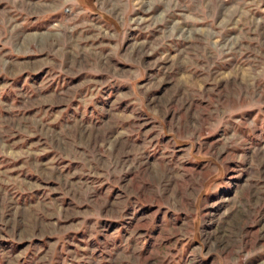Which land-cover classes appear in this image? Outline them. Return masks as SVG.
I'll list each match as a JSON object with an SVG mask.
<instances>
[{
  "label": "rangeland",
  "instance_id": "374dc122",
  "mask_svg": "<svg viewBox=\"0 0 264 264\" xmlns=\"http://www.w3.org/2000/svg\"><path fill=\"white\" fill-rule=\"evenodd\" d=\"M0 0V264H264V0Z\"/></svg>",
  "mask_w": 264,
  "mask_h": 264
},
{
  "label": "crops",
  "instance_id": "0c3cea01",
  "mask_svg": "<svg viewBox=\"0 0 264 264\" xmlns=\"http://www.w3.org/2000/svg\"><path fill=\"white\" fill-rule=\"evenodd\" d=\"M90 0H73V2L79 3L84 9H91L90 5L88 4ZM93 1V0H92Z\"/></svg>",
  "mask_w": 264,
  "mask_h": 264
}]
</instances>
